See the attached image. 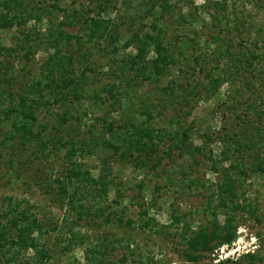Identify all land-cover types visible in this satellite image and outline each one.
<instances>
[{"label": "trees", "instance_id": "trees-1", "mask_svg": "<svg viewBox=\"0 0 264 264\" xmlns=\"http://www.w3.org/2000/svg\"><path fill=\"white\" fill-rule=\"evenodd\" d=\"M111 1L95 0L94 8L90 5L88 8H72L59 24L49 19L47 32L40 33L43 34L42 39L38 37L53 50L43 63L42 77L39 79L40 75H35L18 93L0 88V137L3 136L0 144L17 142L24 148L32 149L34 157L30 158L29 164L37 167L42 166L43 162L47 163L50 177L43 183L46 193L65 207L67 212H74L77 220L94 210L95 214H105V209L109 208L105 203L112 187L115 188L117 203L124 197L123 182L117 183L121 184L117 186L111 159L116 158L124 165L132 164L155 172L162 166L164 158L172 159L176 152L180 157H192L196 165L206 159L218 181L215 182L216 188L203 201L207 219L197 227H193L185 214H172L170 225H161L149 215V206H156V198L149 203L145 200L139 203L138 222L134 219L124 220L120 215L118 219L121 225L130 229L155 230L157 233L162 228L182 224L178 235L183 241V253L188 261L197 263L215 249L237 239V213L248 211L255 214V210H248L247 205L241 201V188L250 173L264 174V125L252 123L251 126L255 125L256 129L251 137L246 130L241 132L240 137L218 133L213 139L209 133L202 134L204 145H194L191 141L193 128L185 123L192 114L193 102L210 99L231 80H246L247 72L255 75V72L264 70V50L259 47L257 39L252 40L255 48L237 50L235 45H228L222 39L224 20L233 21L237 28L249 34L253 33V24L246 26L245 17L239 19L225 13L227 6L218 1L209 3L203 7L210 5L209 9L214 6L216 8L215 14H212V26L216 30L208 41L216 45L212 57L206 59V53L194 56V64H188L190 75H185L180 81L178 76H172V71L174 68L181 71L179 66L183 61L180 55L199 43L197 32L194 31L195 37H189L183 31L184 28L180 27L188 22L187 17H178L177 23L181 30L174 35L173 41L168 39L166 27L152 23L150 30H145V27L133 30L125 36L123 45L119 46L123 31L113 17L107 16ZM172 1L142 0L149 14L160 9L158 11L162 16L175 11L176 2ZM51 12L44 6H37L34 0H0V32L17 25L19 32L24 35L19 49H24L25 57L28 58V55L34 53L35 44L38 45L34 36L37 38L40 30L28 34L25 32L26 24L31 20L40 23L44 17L51 16ZM192 20L190 23L193 25ZM61 26H79V32L68 34ZM131 47L135 53H126ZM95 48L105 52L106 57L111 59L110 64L106 65V73L96 71L97 61L90 58ZM9 50L0 44V54ZM151 54L153 56L150 58ZM197 70L198 75L204 76V81H194L193 75ZM168 75L171 77L164 85L163 80ZM109 78H113V81L109 82ZM145 82L157 84L159 104L137 94ZM244 85L246 88L252 87L248 81ZM103 91L108 93V100L101 97ZM6 98H9V102ZM136 98L142 101L139 109H136ZM127 99L129 104L125 107L124 101ZM86 100L91 104L85 106ZM94 107L121 112V122L108 117L109 113L102 117L94 116L89 121L90 110H94ZM247 107L254 112L258 110L253 103ZM169 108L173 109L174 114L167 118ZM235 112L240 117L237 109ZM162 121L166 124H162ZM3 130L7 131L5 135ZM208 141L222 142L219 156H215L213 150L208 148ZM91 156L101 158L102 168L97 177L82 162ZM52 157L63 160V173L53 175L55 170L51 163ZM185 167L183 164L174 172H180L186 178ZM168 180L166 188L174 185L179 187L178 190L184 189L185 181ZM199 181L201 179H189L186 185L192 188ZM200 185L204 186V183ZM145 188V181H139L137 196H141ZM162 188L161 185L155 186L157 192ZM3 201L7 205L0 209V254L8 264L29 250H34L32 263L46 264L51 261L58 251L50 253L43 241L44 236L51 231H57L56 246L66 242L59 252L61 254H65L72 246L85 244L86 237L75 230L77 221H70L68 216L63 219L62 225L56 223L49 227L46 226L47 218L35 211V205H25L26 200L14 197H5ZM111 214L107 216L108 221ZM220 216L223 217L222 221ZM124 240L126 248L134 254L138 245L132 247L131 238ZM109 247L102 240H97L86 254L88 264L102 263V257ZM244 258L254 261L259 257L256 253H247ZM126 262L127 258L123 257L121 264Z\"/></svg>", "mask_w": 264, "mask_h": 264}, {"label": "rangeland", "instance_id": "rangeland-1", "mask_svg": "<svg viewBox=\"0 0 264 264\" xmlns=\"http://www.w3.org/2000/svg\"><path fill=\"white\" fill-rule=\"evenodd\" d=\"M34 1L37 6H44L52 11V14L49 13L51 16L44 17L40 23L31 20L25 26V32L28 34L40 30L37 38L34 36L38 45L35 44L33 54L28 55V58H26V51L19 49L24 35L19 32L17 25L3 29L0 32V44L11 49L0 54V88L4 91L18 93L26 82L33 79L35 75L41 74L42 69H44L43 63L53 53V50L45 42L42 43L38 39L43 35H40V33H44L49 26V19H53L55 24H59L72 11V8L83 6L88 8L89 5L94 8L96 5L95 0ZM216 1L227 6L225 13L239 19L245 17L246 26L250 23L253 24V33L249 34L248 31L237 28V24H234L233 21L224 20L222 39L228 45H235L237 50L248 47L255 48L252 40L257 39L259 47L264 50V32H261L264 30V0H173L172 2H176L175 11L165 13L164 16L159 13L158 10L160 9H156V13L149 14L142 0H112L109 4L110 9L107 16L113 17L122 28L123 36L118 44L119 46L123 45L126 39L125 36L130 35L133 30L143 27H145V30H150L152 23H156L159 27H166L168 39L173 41L174 35L180 33L179 30H181L177 23L179 21L178 17L181 15L186 16L188 22L180 27L184 28L183 31L188 33L189 37H195L194 31L197 32L198 36L196 38L199 43L180 55L179 58L183 61L179 66L181 71L176 68L172 71V76L176 75L175 77L178 76V80L182 81L181 78L185 75L188 77L191 73L188 64H194V56L206 53V59L209 60L212 57L211 53L216 45L210 44L208 41L211 40L210 37L213 31L216 30L212 26V14H215L216 8L214 6L209 9L210 5L203 6L209 3L214 4ZM190 19H193L191 21L194 22L193 25L190 23ZM61 29L68 34L79 32V26H61ZM225 47H223V50ZM73 49L76 50L75 46ZM92 53L90 58L97 61L96 71L106 73V65L107 63L110 64L111 59L106 57L105 52L98 48L93 49ZM126 53L134 54L135 49L131 47L127 49ZM152 56L153 54L150 55V58ZM221 67H223V64ZM170 75L163 80L164 85L167 84ZM41 77L40 75L38 78ZM203 77L202 74L198 75V70L193 75L195 82L204 81ZM104 78H107V76H104ZM110 81L112 82L113 78H109ZM245 81H248L252 87L246 88ZM134 94L132 93V95ZM137 94H141L143 97L146 96L148 101L156 104L160 102L156 83L145 82L139 87ZM101 95L102 98L108 100V93L103 91ZM6 99L9 102V98ZM135 101L136 109H139L142 101L137 98ZM249 103H253L258 110L254 112V110L248 109ZM89 104L91 102L88 100L84 102L85 106ZM128 104L127 99L124 101L125 107ZM192 104H194L191 107L192 114L187 118L185 124H190L193 128L191 141L194 145H204V138L201 135L206 133H209L214 139L218 133H229L232 137L236 135L240 137L241 132L246 130L247 135L251 137V133L256 129L254 128L255 125H264V70L255 72V75L247 72L246 80H231L230 83L224 84L210 99H202ZM57 109L58 106H56L55 111ZM236 109L240 117L235 114ZM108 113V117L121 122V112H110L105 108L101 110L99 107L90 110L88 119L92 121L94 116L102 117ZM172 114H174L173 109L169 108L166 117L169 118ZM161 123L166 124L164 121ZM252 123L256 124L251 126ZM5 129L8 130V128ZM6 130H3L4 135L7 133ZM2 137L1 135L0 140H2ZM208 142V148L213 150L215 156H219L223 148L222 142ZM31 157H34L32 149L24 148L17 142L9 141L5 145L0 144V209L5 207L6 203L3 201L5 197L26 200L25 205H35V211L41 217L47 218L46 226H54L56 223L62 225L61 222L68 216L70 221H77L74 226L75 230L86 237L85 244L72 246L65 254H61L59 252L63 250L66 242H61L58 247L55 245L57 231L47 233L43 241L47 244L49 252L52 254L58 252L46 264H88L86 254L89 252L88 249L93 248L97 243V240H102L110 245L100 264H121L123 257L127 258L126 264H237L236 262H239V264H264V174L249 172L250 177L243 182L241 201L247 205L248 210H255V214L248 211L236 214L239 219L238 239L230 244L222 245L220 248L215 249L213 253L207 254L197 263H194L188 261L183 253V241L178 235L182 224L162 228L157 233L155 230L130 229L121 225L118 219L120 215L124 220L134 219L138 222L140 219L139 203L142 200L149 203L153 198H156V206L153 207L150 204H147V206L150 205V217L155 218L161 225H170L172 214H185L188 215L193 227H197L200 222L207 219L205 216L207 214L203 211V201L207 200V195L216 188L215 182L218 181L216 173L210 168L211 164L206 159L202 164L196 165L192 157H180L176 152L172 159L164 158V162L157 172L148 168L141 169L132 164L124 165L125 163L117 161L116 158L111 159L116 184L123 182L124 197L120 198L119 203H117L115 188L112 187L105 203L109 207L107 210L105 209V214H95L94 210L83 219L77 220L74 212H67L65 207H62L60 203L52 199L50 194L46 193L43 183L50 177L46 167L47 163L43 162L42 166H33L28 162ZM200 158H203V156H200ZM82 162L93 176H98L102 168L101 158L91 156L82 160ZM51 163L55 170L53 175H59L65 171L63 160L52 157ZM183 164L186 166L184 168L187 174L186 178L180 172H174L176 168ZM227 164L228 162L225 163L226 166ZM168 178L177 182L180 180L185 181L184 189L178 190L179 187L174 185L172 188H166L165 185L169 183ZM189 179H201V181L190 188L186 185ZM141 180L145 181L146 188L142 191L141 196H137V183ZM200 183H204V186ZM120 185L117 184V186ZM156 185L163 186L161 191L157 192L155 190ZM109 214H111V218L108 221L107 216ZM219 219L222 221L223 217L220 216ZM52 221L55 223H52ZM65 229L68 231V228ZM128 238L132 239V247L138 245L134 254L126 248L127 243L124 239ZM118 239L122 240L119 241ZM235 249L238 250L234 252ZM246 251L251 254L256 253L259 258L254 261L250 258H244L247 255ZM32 257H34V250H29L14 259L12 264H31L33 262ZM5 260L0 254V264H8Z\"/></svg>", "mask_w": 264, "mask_h": 264}, {"label": "built area", "instance_id": "built-area-1", "mask_svg": "<svg viewBox=\"0 0 264 264\" xmlns=\"http://www.w3.org/2000/svg\"><path fill=\"white\" fill-rule=\"evenodd\" d=\"M237 239H238V238H237ZM233 249H234V248H233ZM233 249H232V250H233ZM221 250H222V249H221ZM232 250H231V251H232ZM237 250H238V249H235L234 252H236ZM231 251H230V252H231ZM234 252H233V253H234ZM246 252L248 253V251H246ZM253 252H255V251H253Z\"/></svg>", "mask_w": 264, "mask_h": 264}]
</instances>
